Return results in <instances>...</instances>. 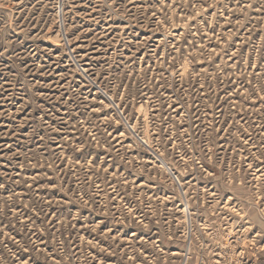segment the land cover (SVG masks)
I'll return each instance as SVG.
<instances>
[{
  "label": "rangeland",
  "instance_id": "obj_1",
  "mask_svg": "<svg viewBox=\"0 0 264 264\" xmlns=\"http://www.w3.org/2000/svg\"><path fill=\"white\" fill-rule=\"evenodd\" d=\"M0 264H264V0H0Z\"/></svg>",
  "mask_w": 264,
  "mask_h": 264
}]
</instances>
